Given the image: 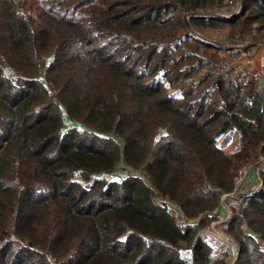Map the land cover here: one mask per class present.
<instances>
[{
    "label": "trees",
    "instance_id": "trees-1",
    "mask_svg": "<svg viewBox=\"0 0 264 264\" xmlns=\"http://www.w3.org/2000/svg\"><path fill=\"white\" fill-rule=\"evenodd\" d=\"M260 44L264 0H0V264H264V189L230 252L202 233L264 155V88L218 52Z\"/></svg>",
    "mask_w": 264,
    "mask_h": 264
},
{
    "label": "built area",
    "instance_id": "built-area-1",
    "mask_svg": "<svg viewBox=\"0 0 264 264\" xmlns=\"http://www.w3.org/2000/svg\"><path fill=\"white\" fill-rule=\"evenodd\" d=\"M213 74L215 78L228 77L237 79L244 85L255 84L264 88V46L259 45L253 49L242 50L235 59H222V61L216 65ZM252 162L253 161L247 162L239 168L234 177L232 191L223 193L220 199V208L210 213L211 216H218V219L222 220L221 223H217V219L202 232L208 241L214 243L222 251L230 252V250L235 248L233 239L222 230V226L228 227L235 216V212L233 215L230 212L226 201L229 199L239 200V198L244 195L251 197L256 191L264 189V181L261 176V172L264 169V155H261L256 163ZM255 173L259 176V182L255 184L253 189L246 191L245 184L248 180L253 179ZM161 206L167 208V210L171 212L181 230H184L186 226L194 223V221L188 220L184 216L182 210L177 205L162 203ZM170 206L173 207V210ZM225 214L228 218H225ZM211 230L215 232H211ZM222 239L223 241L228 240V242L232 244V247H229V244L223 243Z\"/></svg>",
    "mask_w": 264,
    "mask_h": 264
},
{
    "label": "rangeland",
    "instance_id": "rangeland-1",
    "mask_svg": "<svg viewBox=\"0 0 264 264\" xmlns=\"http://www.w3.org/2000/svg\"><path fill=\"white\" fill-rule=\"evenodd\" d=\"M196 34L199 37H201V38L209 39V40H213V41H216V40H218V41H225L226 40V38L224 36L225 35V32L223 30H220V29H209V30L208 29H205V30H199V31L196 32ZM260 45H263L264 46V44H260ZM238 56H239V54H237V55H231L229 52L221 50V51L218 52V62H217L216 65H218L222 61V59H225V58L226 59H235ZM215 79H218V78L213 77V80L214 81H215ZM251 161H253L252 163H256L258 161V158L257 159H254V160H251ZM239 168L237 169V171L239 170ZM237 171H236V174H237ZM258 177L259 176L255 173L253 179L248 180L246 182V184H245V190L246 191H249V190H251V189H253L255 187V184L259 182V178ZM240 198H239V200H240ZM239 200L238 199H229V200L226 201V203L228 205V208H229L230 212L232 213V215H233L234 212L236 214V211L239 208L238 207L239 206V202H240ZM224 203H225V201H224ZM170 207L173 210V207L172 206H170ZM224 216H225V218H228V216L226 214ZM221 221H222L221 219H218L217 220V223L220 224ZM226 228L227 227H223L222 226V230L223 231H225ZM205 229H207V228H205ZM206 231H208V230H206ZM211 232H215V231L214 230H211ZM222 242L225 243V244H229V247H232V244L229 243L228 240H226V241L224 240L223 241V239H222Z\"/></svg>",
    "mask_w": 264,
    "mask_h": 264
},
{
    "label": "water",
    "instance_id": "water-1",
    "mask_svg": "<svg viewBox=\"0 0 264 264\" xmlns=\"http://www.w3.org/2000/svg\"><path fill=\"white\" fill-rule=\"evenodd\" d=\"M188 22V21H187ZM256 47V45H254ZM218 84L220 85L221 84V80L218 81Z\"/></svg>",
    "mask_w": 264,
    "mask_h": 264
},
{
    "label": "bare ground",
    "instance_id": "bare-ground-1",
    "mask_svg": "<svg viewBox=\"0 0 264 264\" xmlns=\"http://www.w3.org/2000/svg\"><path fill=\"white\" fill-rule=\"evenodd\" d=\"M263 190V189H262Z\"/></svg>",
    "mask_w": 264,
    "mask_h": 264
}]
</instances>
